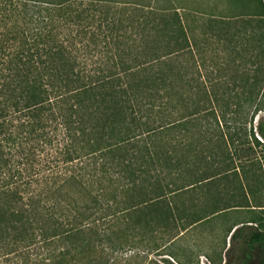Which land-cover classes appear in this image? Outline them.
Returning a JSON list of instances; mask_svg holds the SVG:
<instances>
[{"label": "trees", "instance_id": "obj_1", "mask_svg": "<svg viewBox=\"0 0 264 264\" xmlns=\"http://www.w3.org/2000/svg\"><path fill=\"white\" fill-rule=\"evenodd\" d=\"M141 1L0 0V264H153L170 238L248 206L215 197L238 170L247 187L264 175L230 148L264 139V75H202L179 8Z\"/></svg>", "mask_w": 264, "mask_h": 264}, {"label": "rangeland", "instance_id": "obj_2", "mask_svg": "<svg viewBox=\"0 0 264 264\" xmlns=\"http://www.w3.org/2000/svg\"><path fill=\"white\" fill-rule=\"evenodd\" d=\"M141 2L150 7L179 8L183 20L194 31L191 33L192 37L199 43L198 55L202 75L206 76L213 71L219 76L228 63L231 66V73L236 70L243 71L249 78L255 74L264 75V0ZM238 85L245 90L243 84ZM261 87L264 88V83ZM259 115L264 117V110ZM256 124L255 121L254 125ZM206 136L203 135V140L200 141V149L202 148L204 153H207L208 147ZM241 136L244 141L241 145L242 152L236 154L235 146L231 145L232 155L244 157L246 155L244 153H247L251 159L261 157L264 171V139L256 134L258 141L261 142L257 144L252 135ZM229 141L232 140L229 138ZM219 144V136L215 135L210 145L212 151L222 153L223 149ZM238 175L240 180L226 181L229 184L228 188L221 183L217 190L220 194L215 198L221 200L234 197L239 204L244 203L248 206L230 208L211 217L210 220L190 226L187 231L181 233V238L173 242L170 238L164 247H156L152 252L153 264H224L227 254L231 256V264H264V242L248 247L244 236L239 234L235 239L230 238L231 228L242 227L247 233L250 230H264V175L251 187H247L248 174H244L241 169L238 170ZM199 202L201 205L198 204L196 210L204 209L210 204L205 191ZM190 204L192 203H189V206Z\"/></svg>", "mask_w": 264, "mask_h": 264}]
</instances>
